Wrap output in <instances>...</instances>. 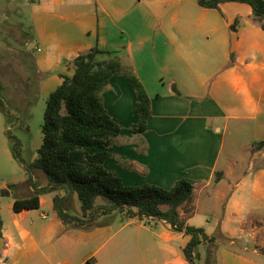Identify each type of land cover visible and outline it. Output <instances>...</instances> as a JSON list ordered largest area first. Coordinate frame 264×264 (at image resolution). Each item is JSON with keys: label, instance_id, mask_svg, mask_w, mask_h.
<instances>
[{"label": "crops", "instance_id": "obj_1", "mask_svg": "<svg viewBox=\"0 0 264 264\" xmlns=\"http://www.w3.org/2000/svg\"><path fill=\"white\" fill-rule=\"evenodd\" d=\"M12 9L31 24L32 87L46 98L73 74L71 61L94 47L104 52L98 60L118 56L133 67L151 116L146 131L135 134V93L123 76L110 78L102 100L121 131L105 167L125 185L169 189L188 181L192 197L178 212L186 226L214 237L202 243L209 245V264H264V30L251 7L22 0ZM0 157V191L15 185L0 195V264H188L182 250L190 236L161 220L119 216L117 227L64 225L55 193L40 195L38 209L15 212L14 200L32 188L22 165L11 164L9 147L0 146ZM40 175L33 172L34 179Z\"/></svg>", "mask_w": 264, "mask_h": 264}, {"label": "trees", "instance_id": "obj_2", "mask_svg": "<svg viewBox=\"0 0 264 264\" xmlns=\"http://www.w3.org/2000/svg\"><path fill=\"white\" fill-rule=\"evenodd\" d=\"M197 2L201 7L215 9L224 2L246 3L251 7L252 19L264 30V0ZM102 53L94 47L76 56L71 61L73 74L62 76L61 84L47 96L41 126L42 140L31 163L19 157L21 142L6 130L12 156L22 165L26 172L25 183L32 188L28 197L14 200L13 210L38 209L40 195L55 193L53 208L64 225L89 228L98 223L99 217L113 212L127 219L161 220L175 231L190 236L182 251L188 264H195L198 257L196 248L203 242L212 243L214 237L207 236L201 228L186 226L180 218L178 208L191 199L192 185L184 179L176 181L169 189L150 183L125 185L115 172L105 167V161L111 156L108 148L121 131L107 113L102 100L110 78L123 76L135 93L133 113L136 122L132 130L137 135L146 131L151 116V100L131 65L123 63L118 56L98 60L97 56ZM3 92L4 86L0 82V112L10 115ZM35 171L46 177L47 185L41 186L34 179ZM14 189L15 185L10 184L0 191V195L8 196L9 190ZM74 199L79 203V215L72 213ZM98 199L102 202L97 203ZM2 229L0 214V237Z\"/></svg>", "mask_w": 264, "mask_h": 264}, {"label": "rangeland", "instance_id": "obj_3", "mask_svg": "<svg viewBox=\"0 0 264 264\" xmlns=\"http://www.w3.org/2000/svg\"><path fill=\"white\" fill-rule=\"evenodd\" d=\"M21 3L22 0H17L12 5L0 0V82L4 86L3 95L11 112L10 115H3L0 112V146L10 148L6 130L10 131L11 135L21 142L19 157L24 162L31 163L36 158L37 149L41 144V126L46 97L40 95L32 87L36 77L29 57V52H33L31 24L25 15L20 16L15 12L18 10L12 9L14 5ZM28 86L29 88H27ZM12 158L14 160L12 165L21 166L20 162L13 156ZM4 170L7 171L6 165ZM9 177L12 176H6L5 179H10ZM40 178L47 180L42 173ZM40 178L35 177L37 181ZM101 202V199L97 200V203ZM72 207V213L80 214L79 203L76 202V199H74ZM116 217L127 221L124 215L113 212L99 217L98 224L117 227L119 223L115 219ZM108 220L109 222H107ZM209 251V245H199L196 248L198 257L195 259V264H209L211 262Z\"/></svg>", "mask_w": 264, "mask_h": 264}, {"label": "built area", "instance_id": "obj_4", "mask_svg": "<svg viewBox=\"0 0 264 264\" xmlns=\"http://www.w3.org/2000/svg\"><path fill=\"white\" fill-rule=\"evenodd\" d=\"M150 219V218H149Z\"/></svg>", "mask_w": 264, "mask_h": 264}]
</instances>
